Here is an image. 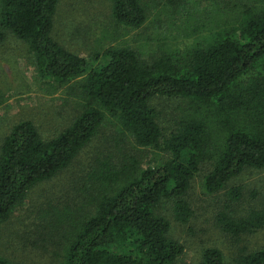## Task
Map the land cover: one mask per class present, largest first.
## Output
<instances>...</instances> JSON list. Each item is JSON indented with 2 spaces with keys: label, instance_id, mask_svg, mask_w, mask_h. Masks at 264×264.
<instances>
[{
  "label": "trees",
  "instance_id": "trees-1",
  "mask_svg": "<svg viewBox=\"0 0 264 264\" xmlns=\"http://www.w3.org/2000/svg\"><path fill=\"white\" fill-rule=\"evenodd\" d=\"M109 1L116 22L130 28L144 23L140 0ZM256 1L259 7L242 13L237 35L221 30L183 54L170 51L146 63L128 47L87 57L62 47L52 37L58 0H0V28L28 44L40 77L57 84L78 81V96L86 102L48 139L29 120L0 138V223L29 189L70 166L109 114L138 146L163 156L96 197L94 209L73 223L61 264H186L179 261L183 247L170 237V222L158 205L169 204L173 218L185 223L191 209L184 195L203 164L208 166L203 185L210 193L246 168H264V0ZM158 99L213 107L221 134L216 145L209 124L194 114L179 117L167 131L153 105ZM103 172L108 182L123 176ZM241 192L236 185L225 196L234 202ZM216 222L233 237L264 230V184L256 206L238 216L220 211ZM0 264L19 263L0 257ZM195 264H264V249L226 258L207 247Z\"/></svg>",
  "mask_w": 264,
  "mask_h": 264
},
{
  "label": "rangeland",
  "instance_id": "rangeland-1",
  "mask_svg": "<svg viewBox=\"0 0 264 264\" xmlns=\"http://www.w3.org/2000/svg\"><path fill=\"white\" fill-rule=\"evenodd\" d=\"M140 1L145 21L130 28L112 18L109 0H58L52 37L80 56L128 47L150 63L170 51L183 54L215 32L233 33L244 10L259 7L256 0ZM77 82L57 84L40 77L28 44L0 28V138L21 120L31 121L43 139L59 133L86 103L78 96ZM153 105L167 131L179 117L194 114L209 124L212 144L220 139L219 118L213 107L174 99H158ZM242 124L249 125L248 120ZM162 156L158 149L138 146L120 130L117 119L107 114L71 165L29 189L23 202L0 223V257L19 264H61L73 223L94 209L96 197ZM201 167L184 195L191 209L187 222H177L169 204L162 202L156 208L170 222V237L183 247L179 261L195 264L207 247L219 249L226 258L240 250L264 249V230L233 237L221 231L216 222L220 211L238 216L256 206L264 168H246L224 189L210 193L203 185L208 166ZM104 169L107 174L123 172V176L108 182L101 177ZM236 185L242 188L240 199L227 200L226 191Z\"/></svg>",
  "mask_w": 264,
  "mask_h": 264
}]
</instances>
